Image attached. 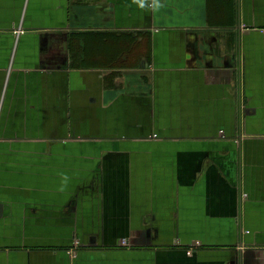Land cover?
<instances>
[{
    "label": "crops",
    "instance_id": "0c3cea01",
    "mask_svg": "<svg viewBox=\"0 0 264 264\" xmlns=\"http://www.w3.org/2000/svg\"><path fill=\"white\" fill-rule=\"evenodd\" d=\"M0 264H264V0H0Z\"/></svg>",
    "mask_w": 264,
    "mask_h": 264
},
{
    "label": "built area",
    "instance_id": "2783aa9c",
    "mask_svg": "<svg viewBox=\"0 0 264 264\" xmlns=\"http://www.w3.org/2000/svg\"><path fill=\"white\" fill-rule=\"evenodd\" d=\"M121 244H122V245H126V244H127V241H126V240H122V241H121ZM188 253L191 254L192 251H189Z\"/></svg>",
    "mask_w": 264,
    "mask_h": 264
}]
</instances>
